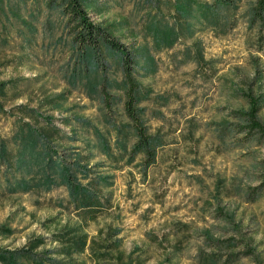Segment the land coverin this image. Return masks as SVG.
Instances as JSON below:
<instances>
[{"label": "rangeland", "instance_id": "rangeland-1", "mask_svg": "<svg viewBox=\"0 0 264 264\" xmlns=\"http://www.w3.org/2000/svg\"><path fill=\"white\" fill-rule=\"evenodd\" d=\"M169 1L137 9L134 0H109L113 13L129 17L136 28V37L124 41L144 46L155 64L154 72L143 78L148 96L141 103L149 133L161 141L151 165L143 170L141 155L127 164V154L116 145L117 126L128 147L134 139L121 101L102 104L72 91L62 96L59 109L48 111L46 106L39 112L53 117L63 141L59 153L70 156L71 149L64 148L72 145L87 154L84 138L94 146L88 156L91 164H98L102 199L108 202L86 216L90 237L103 241L107 231L99 236L98 230L111 225L119 231L124 253L142 264H264V137L238 131L236 114L247 108L245 93L251 90L262 96L257 117L264 125V24L248 26L253 0H241L218 13L223 29L208 23L211 14L201 17L197 12L199 18L188 19L191 28H184L172 47L159 48L146 27L157 10L173 22ZM44 16L38 17L31 46H22L15 28L0 26V79L34 78L21 82L20 88L30 84L37 93L33 102L27 95L14 103L36 105L41 90L52 95L66 89L61 16L49 14L45 38L40 23ZM112 92L118 99L120 93ZM11 120L0 114L2 132L9 130ZM73 126L81 130L76 142L67 140ZM95 128L107 138L108 152L95 144L100 142ZM67 199L61 186L1 200L0 225L15 232L0 236V248L19 249L31 237H47L66 222L79 220L72 208L67 212L56 206ZM81 258L91 264L87 250Z\"/></svg>", "mask_w": 264, "mask_h": 264}, {"label": "trees", "instance_id": "trees-1", "mask_svg": "<svg viewBox=\"0 0 264 264\" xmlns=\"http://www.w3.org/2000/svg\"><path fill=\"white\" fill-rule=\"evenodd\" d=\"M158 1L134 0V8L143 9ZM238 1L241 0H212L211 3L201 0L169 1V12L175 15L173 22L165 20L163 12L157 10L158 15L149 18L146 32L159 48H170L184 28H191L188 19L199 18L195 17L197 12L202 13L201 17L211 14L208 23L223 29L218 13L225 8L236 7ZM113 7L109 0H0V26L8 24L15 28L23 47L36 41L39 16L46 14L40 22L41 34L45 38L49 14L58 12L61 16L60 38H64L61 45L67 53L62 74L66 89L52 95L41 90L36 105L14 103L27 95L29 102L34 101L37 93L31 90L30 84L20 88L21 82H30L34 78L0 79V114L12 118L7 132L0 129V201L14 195L41 194L62 186L67 190L68 199L66 202L57 201L56 206L67 212L72 208L80 218L74 223L66 222L59 226L47 237H31L19 249L0 248V264H86L81 258L86 250L91 264H142L131 253H124L119 231L111 225L98 230L99 236L107 231L103 241L89 236L84 228L86 216H93L108 202L102 199L100 177L95 172L98 164H91L92 157L88 156L93 155L94 146L84 138L83 148L89 150L87 154L80 150L81 147L72 145L64 148L71 149L70 156L59 153L63 141L53 124V117L42 116L39 112L46 106L48 111L59 109L62 96L72 91L102 104L121 101L134 139L128 147L129 140L120 137L123 130L117 126L115 142L127 154V164L141 155L144 170L156 160L161 141L159 136L149 133L145 125V108L141 105L148 96L143 91V78L154 72L155 64L144 46H128L129 43L124 41L131 37L134 39L137 31L129 17L113 13ZM24 12L28 14L23 15ZM247 17L250 28L256 22L264 24V0H253ZM112 91L120 93L118 99H113L115 93ZM245 95L247 108L236 110L238 131L259 132L264 137V125L257 117L262 107V96L251 90ZM221 128L229 131L226 124H221ZM71 130L73 133L67 140H80L81 130L75 126ZM94 131L98 134V129ZM98 139L100 142L95 144L102 145L108 152L107 138L99 133ZM14 232L15 229L7 224L0 225V236L9 237Z\"/></svg>", "mask_w": 264, "mask_h": 264}]
</instances>
